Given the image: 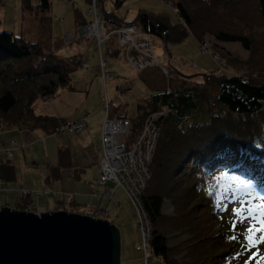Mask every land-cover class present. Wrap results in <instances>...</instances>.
<instances>
[{
    "label": "rangeland",
    "instance_id": "1",
    "mask_svg": "<svg viewBox=\"0 0 264 264\" xmlns=\"http://www.w3.org/2000/svg\"><path fill=\"white\" fill-rule=\"evenodd\" d=\"M179 1L184 2L195 21L220 22L222 25H227V29L246 26L253 21L258 22L253 25L250 35H253V42L258 46L264 45V26L259 25L261 19L258 0H99V12L107 20L113 18L119 21H132L140 10H144L165 16L174 24L179 22L174 8ZM50 2L49 12L44 13L49 21L42 24L36 21L32 13L23 10V0H0V31L12 32L18 36L22 34L33 42L40 43L46 51H54L62 56H76L81 62H86L87 66L80 65L71 72L70 88H64L49 98H38L34 109L39 114H50L71 120L80 119L84 112H88L89 116L83 128L71 133L63 130L47 133L41 129L22 130L16 127L0 129V162L8 161L15 169L13 178H0L2 180L0 207L9 205L19 208L17 203L27 196V194L21 195L22 187L33 190L29 197L37 202L39 211L53 209L80 211L88 203L92 209H102L100 212L117 226L121 236L119 264H143L142 252L136 248L141 232L134 215V207L121 187L107 183V186L113 185L110 198L102 195L105 185L94 182L100 177L98 160L102 154L100 131L105 114V97L111 99L116 90L120 89L119 85L130 80L131 87L126 86L122 91L129 102L127 115L132 117L136 114L139 99L167 88L170 84L169 79L180 82L177 79L180 73L190 75L208 72L222 78L225 75H241L245 72L247 75L248 66H259L264 63L237 42L216 41L208 33L209 31H205L201 39L202 43L208 44L204 52L201 42L191 31H188L187 37L182 42L169 44L168 48L164 46L165 43L160 37H151L155 55L164 54L163 57H169L162 60V63L167 65L164 70L161 66H147L141 72H136L133 67L125 65L121 53L119 56L105 55L107 68L113 69L118 75L104 81L98 66V45L79 30L82 24L91 20L88 14V0H72V2L50 0ZM78 20L82 22L80 25ZM41 21L43 22V19ZM66 35H70V38H65ZM214 55H218L217 61L213 58ZM1 80L0 77V94L3 87ZM173 81L172 85L177 83ZM207 83L215 93L218 89L217 84H213V80L209 82L206 80ZM115 108L114 103L112 109ZM114 110L113 113H116ZM5 117L0 111V121L3 122ZM10 148L12 155L8 156L7 150ZM60 148L68 150L69 158L66 165L61 166L60 176H53L52 170L58 168L60 162L58 154ZM167 174L166 177H162L167 179L169 187L166 194L162 192L161 211L165 218L164 232L170 246L174 247L182 243L181 246L184 247L185 241L191 237L192 230L187 222L199 221L200 226L205 227L212 235V239H217L221 241L220 244L225 245L226 251L222 254L208 252L216 255L219 261L231 255V262L244 264L251 251H258V255L248 264H264V260L260 259V256L264 255V244L257 245L250 251L243 250L241 248L243 239L240 240L241 236L237 230L246 229L249 224L259 227V210L255 219L250 218L244 223H239L243 216L232 211L241 200L255 207L264 196L258 195L250 185L221 194L217 201L222 207L223 214H217L216 217L211 215L207 207L209 204L206 203L202 193L193 189L191 180L183 184L186 180L185 176L172 179L170 172ZM46 184L56 192L52 195L39 194L37 190L42 189ZM59 190L68 192L70 197L64 199ZM176 220L180 221L182 227L174 226L173 221L177 226ZM234 222L235 228H233ZM225 223L229 224L227 230L224 229ZM232 235H236L238 239L235 241L229 239ZM255 235L259 237L261 233ZM209 241L211 242L210 237L207 238L206 244L213 249L214 246ZM178 252L176 257L182 259L185 250L181 249ZM154 264L163 263L160 262L159 257L154 256Z\"/></svg>",
    "mask_w": 264,
    "mask_h": 264
},
{
    "label": "trees",
    "instance_id": "2",
    "mask_svg": "<svg viewBox=\"0 0 264 264\" xmlns=\"http://www.w3.org/2000/svg\"><path fill=\"white\" fill-rule=\"evenodd\" d=\"M258 2L259 25L264 26V0ZM50 4V0H23V10L32 13L37 22L45 24L49 18L44 13L49 12ZM174 8L179 20L174 24L165 16L144 10H140L132 21H119L110 17L107 23L112 28L123 24L140 26L150 37H160L167 48L169 44L182 42L188 31L200 42L205 31H209L216 41L237 42L264 63V45L258 46L253 42V35H250L253 25L258 22L227 29V25L220 22L195 21L184 2H177ZM77 22L79 25L82 23L79 20ZM104 45L101 44V51L105 59L108 55L119 56L121 53L116 37ZM80 65L81 60L76 56L46 51L40 43L22 34L18 36L0 31V77L3 82L0 111L6 116L3 122L0 121V129L16 127L22 130L41 129L47 133L60 131L68 119L36 113L34 104L38 98H49L64 88H70L71 72ZM248 68L247 75L245 72L222 78L208 72L190 75L180 73V78L177 77L180 82L169 79L167 88L139 99L135 115H127L129 107L120 113L131 120L126 136L129 146L137 138L149 113L159 111L164 106L169 109L167 116L159 118V134L149 166L151 177L141 192L151 222L150 243L154 256L159 257L163 264H235L231 262V255L219 261L216 255L208 253L222 254L226 247L220 244L221 241L212 239V235L200 226L199 221L187 222L192 230L184 247L182 243L174 247L167 243L161 206L162 192L166 194L169 186L167 179L162 177L170 172L172 179L185 176L183 184L191 180L193 189L202 193L210 206L207 207L211 215L216 217L217 214H223L217 201L221 194L250 185L258 195L264 196V65ZM206 80H213V84H217L215 93L208 87ZM172 81L177 83L172 85ZM125 84L129 88L132 85L130 80ZM58 154L60 162L58 168L52 170L53 176H60L59 170L69 158L66 148H60ZM14 174L11 163L0 162V178L11 179ZM30 195L19 200L18 209H22L28 200H33ZM173 223L175 227H182L180 221H177V226ZM225 225L224 229L227 230L229 224ZM237 230L242 240L245 229ZM209 237L213 249L206 244ZM181 249L185 250V256L178 259L176 255Z\"/></svg>",
    "mask_w": 264,
    "mask_h": 264
},
{
    "label": "built area",
    "instance_id": "3",
    "mask_svg": "<svg viewBox=\"0 0 264 264\" xmlns=\"http://www.w3.org/2000/svg\"><path fill=\"white\" fill-rule=\"evenodd\" d=\"M70 1L72 2V0ZM88 2V14L91 16V20L81 26L79 30L81 34L92 38L98 45V66L104 81L109 77L118 75L113 69L107 68V61L101 51V44H106L113 37L117 39V47L123 55L125 65L133 67L137 71L147 66H161L163 70L165 69L167 65L163 64L162 60L167 59L168 56L163 57L164 54L162 56L155 55L150 35L140 26L123 24L115 25L113 28L111 26L108 27L107 19L102 17L99 12V0H88ZM67 37L70 38V35H66L65 38ZM201 48L205 52L208 44L201 42ZM215 56L217 60L218 56ZM81 65L87 66V63L81 62ZM119 87L120 89L116 90L111 99L105 97V114L100 131L102 154L98 160L100 177L94 182L105 185L102 195L110 198L113 193V185L123 189L128 201L134 207V215L141 232V238L136 244V248L142 252L143 264H154V252L150 243L151 222L143 205L141 192L151 177L149 166L159 134V118L167 116L169 109L164 106L159 111L149 113L142 123L137 138L132 141L131 145L127 146L126 136L131 127V120L127 116H121L120 113L129 107V102L122 91L126 86L120 85ZM114 103L116 113H113L114 109H112ZM88 116L89 113L84 112L80 119H68L60 129L69 133L78 131L84 127ZM7 155H12V148L7 150ZM107 183H113V185L108 184L107 186ZM1 184L2 180L0 179V187ZM20 191L22 195L32 194L33 192V190L23 187ZM59 191L64 199L70 197L68 192ZM37 192L39 194L52 195L56 190L46 184ZM23 209L39 211L37 202L34 200L29 201ZM101 210L99 208L92 209L86 203L79 212L105 218L104 214L100 212Z\"/></svg>",
    "mask_w": 264,
    "mask_h": 264
},
{
    "label": "water",
    "instance_id": "4",
    "mask_svg": "<svg viewBox=\"0 0 264 264\" xmlns=\"http://www.w3.org/2000/svg\"><path fill=\"white\" fill-rule=\"evenodd\" d=\"M120 258V232L107 218L0 207V264H119Z\"/></svg>",
    "mask_w": 264,
    "mask_h": 264
},
{
    "label": "snow or ice",
    "instance_id": "5",
    "mask_svg": "<svg viewBox=\"0 0 264 264\" xmlns=\"http://www.w3.org/2000/svg\"><path fill=\"white\" fill-rule=\"evenodd\" d=\"M233 199H235V195L233 194ZM245 209H247V212H245ZM259 210L260 217H259V227H255L252 224H249L248 227L245 229V232L243 234V242L241 244V248L243 250L250 251L253 247H256L257 245L264 244V199H261L259 203L253 207L252 204H246L243 200L239 202V205L236 207H233L232 211L234 214H239L243 216V219L239 221V223H244L245 221L256 218V212ZM236 224L234 222L233 228H235ZM261 233L259 237H257L255 234ZM231 240H237L238 237L236 235H232L229 237ZM245 245H247V248H245ZM258 255V251H251V254L248 257V260L244 261V264H248L250 260L255 258ZM261 260H264V255L260 256Z\"/></svg>",
    "mask_w": 264,
    "mask_h": 264
},
{
    "label": "bare ground",
    "instance_id": "6",
    "mask_svg": "<svg viewBox=\"0 0 264 264\" xmlns=\"http://www.w3.org/2000/svg\"><path fill=\"white\" fill-rule=\"evenodd\" d=\"M39 212V211H38Z\"/></svg>",
    "mask_w": 264,
    "mask_h": 264
}]
</instances>
